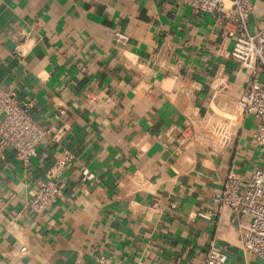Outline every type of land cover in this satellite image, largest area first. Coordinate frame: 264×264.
I'll return each mask as SVG.
<instances>
[{
    "label": "crops",
    "instance_id": "0c3cea01",
    "mask_svg": "<svg viewBox=\"0 0 264 264\" xmlns=\"http://www.w3.org/2000/svg\"><path fill=\"white\" fill-rule=\"evenodd\" d=\"M233 29L179 0H0V87L54 128L29 164L0 156V264H204L211 247L264 264L241 246L248 219L214 201L231 170L264 168L256 120L234 105L250 75ZM61 150L62 195L37 217L26 204Z\"/></svg>",
    "mask_w": 264,
    "mask_h": 264
},
{
    "label": "built area",
    "instance_id": "2783aa9c",
    "mask_svg": "<svg viewBox=\"0 0 264 264\" xmlns=\"http://www.w3.org/2000/svg\"><path fill=\"white\" fill-rule=\"evenodd\" d=\"M189 6L196 15L209 14L218 20L232 22L233 38L231 57L241 68L249 72L250 78L243 95L234 105L243 118L253 117L256 129L251 136V143L264 153V30L252 31L250 17L254 12L252 0H179ZM114 40L119 45L128 42V36L116 32ZM34 100L20 102L17 90L12 87H0V156L5 148L14 150L15 157L23 165L29 164L37 155L39 145L52 136L53 129L43 128L34 120L31 111ZM60 132L53 134L58 140ZM74 156L68 150H61L55 163L31 194L27 210L39 217L52 209L62 190L58 179ZM96 177L88 170H83L82 180L91 181ZM214 201L219 211L229 209L234 214L244 216L248 222L242 226L241 246L246 255L264 261V168L255 166L250 175L231 170L222 189L214 194ZM174 206V204H172ZM26 253V248L21 251ZM97 264H124L106 256H98ZM204 264H231L228 256L215 248L205 254ZM241 264H248L243 262Z\"/></svg>",
    "mask_w": 264,
    "mask_h": 264
}]
</instances>
